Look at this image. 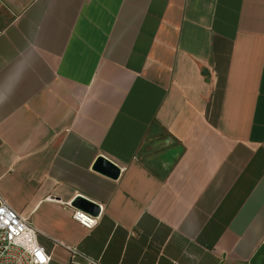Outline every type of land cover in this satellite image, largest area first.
<instances>
[{
  "label": "crops",
  "instance_id": "1",
  "mask_svg": "<svg viewBox=\"0 0 264 264\" xmlns=\"http://www.w3.org/2000/svg\"><path fill=\"white\" fill-rule=\"evenodd\" d=\"M0 192L50 264H264V0H0Z\"/></svg>",
  "mask_w": 264,
  "mask_h": 264
},
{
  "label": "built area",
  "instance_id": "2",
  "mask_svg": "<svg viewBox=\"0 0 264 264\" xmlns=\"http://www.w3.org/2000/svg\"><path fill=\"white\" fill-rule=\"evenodd\" d=\"M73 217L87 229L98 224L97 216L79 209L73 210ZM38 235L30 218L14 209L0 192V264H50L52 256L39 242ZM64 247L71 252V261L80 255L75 248ZM86 260L99 264L93 259Z\"/></svg>",
  "mask_w": 264,
  "mask_h": 264
},
{
  "label": "water",
  "instance_id": "3",
  "mask_svg": "<svg viewBox=\"0 0 264 264\" xmlns=\"http://www.w3.org/2000/svg\"><path fill=\"white\" fill-rule=\"evenodd\" d=\"M95 167L98 170L112 177H117L120 174V168L115 163H113L112 161L108 160L103 156L98 158ZM76 203L78 207H82L88 210H94V207H97V209L99 208L97 204L81 196L76 199Z\"/></svg>",
  "mask_w": 264,
  "mask_h": 264
},
{
  "label": "rangeland",
  "instance_id": "4",
  "mask_svg": "<svg viewBox=\"0 0 264 264\" xmlns=\"http://www.w3.org/2000/svg\"><path fill=\"white\" fill-rule=\"evenodd\" d=\"M69 264H91V263H89L86 260L76 259V260H73V261L70 260Z\"/></svg>",
  "mask_w": 264,
  "mask_h": 264
},
{
  "label": "snow or ice",
  "instance_id": "5",
  "mask_svg": "<svg viewBox=\"0 0 264 264\" xmlns=\"http://www.w3.org/2000/svg\"><path fill=\"white\" fill-rule=\"evenodd\" d=\"M38 255H39V253H38ZM41 258H43V257H41Z\"/></svg>",
  "mask_w": 264,
  "mask_h": 264
}]
</instances>
